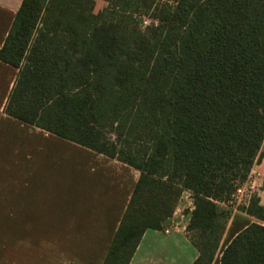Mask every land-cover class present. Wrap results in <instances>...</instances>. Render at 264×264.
<instances>
[{"label": "trees", "instance_id": "16d2710c", "mask_svg": "<svg viewBox=\"0 0 264 264\" xmlns=\"http://www.w3.org/2000/svg\"><path fill=\"white\" fill-rule=\"evenodd\" d=\"M102 1H21L0 47L18 70L4 113L139 172L102 264H129L185 190L193 264H211L231 213L220 205L264 152V0ZM241 209L264 223L256 197ZM263 262L258 223L219 258Z\"/></svg>", "mask_w": 264, "mask_h": 264}, {"label": "crops", "instance_id": "0c3cea01", "mask_svg": "<svg viewBox=\"0 0 264 264\" xmlns=\"http://www.w3.org/2000/svg\"><path fill=\"white\" fill-rule=\"evenodd\" d=\"M21 1L0 0V47ZM17 71L0 61V264H102L139 172L4 113ZM245 181L257 192L230 203L211 264L247 225H264L241 209L252 197L264 206V152ZM192 209L185 190L162 228L143 233L129 264H193Z\"/></svg>", "mask_w": 264, "mask_h": 264}, {"label": "rangeland", "instance_id": "374dc122", "mask_svg": "<svg viewBox=\"0 0 264 264\" xmlns=\"http://www.w3.org/2000/svg\"><path fill=\"white\" fill-rule=\"evenodd\" d=\"M93 1H94V13L99 12L100 10H102L106 6V3L102 0H93ZM157 1H162V0H157ZM151 13L152 12L150 10H146L144 8L139 9L138 12L135 13V18L138 19V27L139 28H144L150 24ZM107 136L113 138V136L111 134L107 135ZM181 201L186 203L188 200L187 199H181ZM230 203H231V197L226 201L225 204H221L220 206L222 208H227L230 206ZM229 210H230V208H229ZM230 212H231V210H230Z\"/></svg>", "mask_w": 264, "mask_h": 264}, {"label": "built area", "instance_id": "2783aa9c", "mask_svg": "<svg viewBox=\"0 0 264 264\" xmlns=\"http://www.w3.org/2000/svg\"><path fill=\"white\" fill-rule=\"evenodd\" d=\"M257 192V186L252 181H244L238 185L231 194V203L244 197H251Z\"/></svg>", "mask_w": 264, "mask_h": 264}]
</instances>
